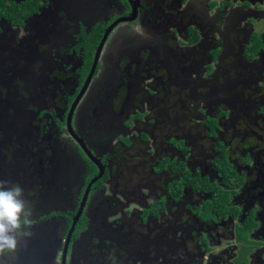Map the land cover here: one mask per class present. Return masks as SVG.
<instances>
[{"label": "flooded vegetation", "instance_id": "1", "mask_svg": "<svg viewBox=\"0 0 264 264\" xmlns=\"http://www.w3.org/2000/svg\"><path fill=\"white\" fill-rule=\"evenodd\" d=\"M26 1L8 0L7 6H12L13 2L22 4ZM186 1L169 0L165 4L167 2L165 0H161L160 3L158 0H32L30 3L34 4V11L25 18L23 24L12 25L6 19L0 20V38L5 32L3 25L16 30L19 28L26 30L28 26H31L33 30H36L35 36L25 35L22 39L23 44H30L25 49L33 50L25 59H22L21 66L29 71L34 67L38 68L45 74L39 77L44 82L49 75L45 72L46 67L64 61L66 64L71 63L75 55L81 54L80 66H72L73 73L78 77V85L62 98L61 105H59L60 102L53 101L49 103L47 110L42 107L43 110L34 112L32 99L28 97V89L25 84H22V90H18L21 93V99L11 105L26 111L28 115L33 113L35 117H38L39 123L37 120L36 125L30 122L31 129L30 127L26 129L28 133L12 132L14 136L12 143L9 142L10 138L7 135V133L11 134L12 129L5 133V129L0 128V149H10L9 145L13 148L12 152H8V154L11 153V157L0 150V161H4L3 167H0V173L3 172L4 175L0 180L22 185L32 205L30 235L24 237L23 243H20V257L15 264H23L30 260L31 256H41L47 251L46 242L55 238H58L60 243L52 254L51 264H68V256L74 241L83 240L82 235L85 236L90 230L93 231L95 219H103L107 222V217L110 216L118 217L111 223L105 224L104 236L89 235L87 237L84 244L85 261L91 258L94 264H110L106 260L109 257L115 259L112 264H129L127 258L122 255H127V249L130 246L126 241L134 242L135 225L146 228L153 222L154 226L160 223L159 228L163 227L167 235L165 239L170 240L173 234L172 242L179 245L178 256L174 255L168 247V251L163 253V264H193L194 262L195 264H264V126H259L257 130L248 124L243 126L240 121L243 118L234 110L236 103L233 104L234 98L231 96L226 98H231L233 103L219 98L221 105L219 104L214 110L201 112L205 98L212 97L215 90L223 94L218 86L212 87L211 95L209 96L208 92L205 97L196 89L194 97L191 96L195 102L194 109L188 106L186 89L193 90L194 82L190 77L193 73L189 72L190 68L185 66L184 62L179 61V57L184 58V54L191 52V49L197 51L202 43H210V49L207 51L208 58L211 60L207 64L209 67L210 64L219 63L222 50L217 43V37H214L215 33L209 36V32H212L210 30L214 28L210 29L212 26H207L210 21L207 17L208 12L203 15L198 9L192 12L184 8ZM205 1L208 4L207 10L216 12L217 7L223 5L226 14L235 4L234 0L218 1L220 4L216 3L217 0L216 2ZM181 2L184 5H181ZM132 4L138 9L137 19L133 22L121 23L111 31L102 48L98 66L88 90L100 70H105L100 62L108 41L115 34L106 56L107 63L115 73L114 86L95 88L89 106L87 125L76 130L73 121L88 90L85 92L72 116L71 132L68 129V117L92 71L100 43L116 21L132 15ZM180 6L182 7L178 9ZM235 8L240 9L239 6ZM111 9L118 10L119 14L108 19ZM192 14H194L193 17ZM201 15L207 18L201 19ZM174 20H179L178 24H175ZM136 24H142L144 28V30L137 29L138 31L162 41L161 54L151 38H134V35H128L129 33H123L120 30L123 25L135 26ZM240 31L242 30L238 29L235 32L236 36L241 33ZM191 33H196L199 38L194 44L190 43ZM92 34L100 36L93 50L89 52L82 47L77 51L79 38L89 37ZM181 34L184 45L175 40V37L179 38ZM227 42L230 48L237 51L236 57L240 55L239 50L240 47L242 48L241 61L247 66L239 68L246 69L245 74L249 73L252 67L260 66L263 62V32L251 31L241 38H233ZM11 62L13 61L9 59L3 69H6ZM172 62L176 63L175 67ZM235 63H229L231 68H234ZM178 67L185 75L177 74ZM4 71L0 69L2 78ZM216 72L215 77L218 76ZM257 75L255 73V76ZM1 76L0 82L8 77L7 75L2 79ZM235 81L236 79H232V84ZM50 82L52 80L49 76L48 83L52 84ZM255 83L262 84L260 89L264 90V66L261 76L255 80ZM12 84L16 86V83ZM14 87L5 88V94H11V89L14 92L16 90ZM190 93L193 95V92ZM24 95L27 101L29 99L27 106L23 105ZM34 100L35 103L39 101L36 98ZM43 100L48 101L46 98ZM263 100H259L260 106H256L255 103H248L245 106L249 108L250 113L253 109L255 115L264 117V112H261L264 106ZM224 105L227 108H224ZM11 108L16 112L14 107ZM188 113L195 118L198 115L202 117L200 124L206 129L204 136L199 130L197 135L191 133L194 138L192 142H187L184 136L179 135L185 133V119ZM233 116L237 119L233 120ZM43 119L44 127L41 128ZM41 129L44 138L41 142L37 139V144L34 146L40 147L42 144L46 147L33 151L29 155L32 158L30 160L21 147L24 146L25 141L32 143L34 134L38 138L42 134ZM62 137L66 139L64 142L61 141ZM92 143H95L103 152L96 154L92 150ZM83 145L101 163L104 171L102 177L93 184L88 198L85 199L86 203H84V197L87 187L90 182L98 178L101 170L91 162L82 148ZM165 146L173 149L174 153L179 152L181 159L176 160L166 154L150 152L155 147L164 149ZM198 147L199 155L194 152V149ZM47 151H50L49 163L44 166L43 156L47 155L43 154H47ZM17 156H20V159H17ZM195 156H200L202 161H207L210 156L211 162L205 168L202 165L206 163L201 162V170L194 172L187 161L189 159L192 161ZM7 157H9L8 164L5 163ZM25 157L27 166L21 162ZM154 157L158 158L157 162L153 161ZM16 164L23 170L30 167L33 171L36 169V176L33 177L34 173H32L28 178H23L21 174L19 175V169L15 168ZM134 173L144 176L145 180L152 176L158 180L161 176L171 174L174 177L169 178V181L166 180L157 199L153 198L149 205H144V209L137 212V216H134V210L129 216L126 204L120 200L119 196L128 202H131L130 198H134V183L130 185L134 179ZM44 176L55 180L46 187ZM186 176L190 179L196 177L195 184H203L202 186L207 187V191L195 189L190 185L181 187L180 182ZM75 182L79 185L75 200L72 199L70 204L64 206L57 204L56 201L50 202L52 190L58 195H69ZM106 186L109 187L110 194L108 197H103L107 192ZM190 195L197 200L190 205L191 210L188 216L186 213L182 214V210L175 205L182 203L186 205ZM102 198H106L105 204H100ZM199 202L200 208H195ZM207 202H211L213 206V210L209 213L205 211ZM155 208L156 211H154ZM187 209L186 207L185 210ZM148 210L151 212L144 215ZM78 214L79 219L72 234L65 261L64 251L68 235ZM204 215L207 217L202 218ZM172 216L176 219L171 224ZM163 219H165L164 223ZM190 219L193 220L194 226L191 229L195 230L194 232L190 231L189 227L183 228L185 224H190ZM197 226L206 227L201 233L197 231ZM195 232L201 239L196 241ZM205 232L209 236L203 237ZM214 237L217 239L215 240ZM95 241L96 243H93ZM156 246L158 247L154 245L153 250L157 255ZM220 246L223 248L217 250V254L210 251Z\"/></svg>", "mask_w": 264, "mask_h": 264}, {"label": "rangeland", "instance_id": "2", "mask_svg": "<svg viewBox=\"0 0 264 264\" xmlns=\"http://www.w3.org/2000/svg\"><path fill=\"white\" fill-rule=\"evenodd\" d=\"M165 4L169 2V0ZM176 1H181V0H176ZM183 1V0H182ZM219 2H231L232 0H210L209 2H216L217 4ZM235 4L232 5V9L228 11L226 14L225 8H223V5H219L217 7L216 12L215 10H207L206 6H208L207 2L205 0H187L186 5L184 8H188L192 10L198 11L200 10L201 13L204 15L205 12H208L207 17H209L208 20L209 23L207 26H212L210 30L212 32H209V36H213V33H215L214 37H217V43L221 47L222 54L219 58V63L215 64H210L209 67H207V64L211 62L210 58H208V53L207 51L210 49V43L209 44H203L200 49L195 51V49H191L189 53L184 54V58L179 57V61L184 62L185 66H188L190 68L189 72H192L193 75L190 74L192 82H194L193 85V90L186 89L187 96H186V102L188 106H190L191 109H194V100L191 98V96L194 97L195 93L194 91L197 89L199 92H202L203 97H205V94L209 92V96L211 95L212 92V87L218 86L222 93L221 94L219 91L215 90L212 93V97H208L207 99L203 100L202 103V108L200 109L201 112H204L205 110H214L219 104L221 105V99L223 98L226 100L228 103H233V100L231 98H226V97H233L234 98V103H236L235 106V111L236 113L240 114L242 116L243 120H240L241 123H243V126L248 124V126L252 127L254 130L259 129V126L263 127L264 126V117L258 115H255V112L252 109V113L249 112V108L246 107L245 105L250 103L253 104L255 103L256 106H260V99H264V90L260 89L263 85L258 83H255V80L261 76V73L263 71V66H264V58H262L263 62L260 63V66H254L249 70V73H246V69L244 68H239L240 66H247V64L242 60L241 56V47H240V55L238 57L235 56L237 54V51H234L233 48L229 47V44L227 40L233 39V38H241L246 35L248 32H263L264 33V0H234ZM249 1V2H248ZM160 3L161 0H158ZM188 2V4H187ZM208 2V3H209ZM253 2V3H251ZM223 4V3H222ZM181 5H184L183 2H181ZM231 6V5H230ZM236 6H239L240 9L236 10ZM182 6L178 7L180 9ZM211 9V8H209ZM260 10V11H258ZM191 12V13H192ZM256 12V13H255ZM119 14L118 10L116 9H111L109 13V17L113 18L116 17ZM257 15L256 17L254 15ZM194 14H192V17ZM205 16L201 15V19L207 18ZM189 19V16L187 17ZM252 18V19H251ZM89 20V18H87ZM175 24H178L179 20H174L173 21ZM214 25V26H213ZM142 24H136L134 25H123L120 30L123 31V33H129L128 35L132 34L134 35V38H151L153 41L154 45L159 49L160 54L163 52V46H162V41L157 38V37H151L146 35L143 32L138 31L137 29L144 30L142 28ZM28 26L27 27V32L25 33L26 30H21L19 28L16 30V28L9 29L7 26L3 25L4 33L2 37L0 38V69L4 71L3 73V78L0 76L2 79H4L7 75L8 77L0 82V128L3 127L5 129V133H7V130L11 131V134L7 135L10 138V143L13 142V137L12 132H20L23 131L24 133H28L26 131L27 128L30 126V122H34V125H36V120L39 123L38 117H35L33 113L31 115H28L26 111H22L21 109H17V107L11 105L14 103L16 100H20V92L18 90H22L21 86L22 84H25V87H27L28 91V97H31L32 99V104L34 105V112L36 110L40 111L45 108H49V103H52L53 101L60 102L59 105H61L62 98L66 97L68 95V92L71 91L72 88L77 87L78 85V77L73 73L72 66L78 67L81 64V54H77L72 58V62L66 64V61L64 62H58L56 64H52L51 67H46L47 73H49L48 78H46L45 82L42 81L41 78L42 76H45L43 72H40L38 68H32L30 71L26 69L25 67H22V59H25V57L28 55L29 52H31L33 49L27 48L30 46V44H23L24 42L22 41L23 38H25V35L28 36H35L36 35V30H33V27ZM238 29H241V33H239L237 36L235 32H237ZM149 30V29H146ZM214 31V32H213ZM177 34V32H176ZM183 34V33H182ZM181 36L175 37V40L177 42H180L181 45H184V38ZM115 35V34H114ZM110 38L108 41V45L106 46V49L104 50L102 59H101V65H104L105 70L103 69L100 70L99 75L95 76L92 85L90 86L87 95L84 97L82 100L79 108L77 109V112L74 117L73 121V126L74 128L80 129L83 126H86L87 124V119H88V111H89V106L90 103L93 99V92L95 88L101 87L106 88V87H112L114 86V70L113 68H110L109 64L107 63L106 56H107V50L109 45L112 43L113 36ZM130 40V38H129ZM187 45V43H185ZM33 46V45H32ZM215 46V44L213 45ZM208 47V49H207ZM111 48V47H110ZM110 52V51H108ZM11 59L13 62L10 63V65L7 66L9 69H3V66L6 62ZM172 60V59H171ZM173 61V60H172ZM203 63H202V62ZM196 62L198 65H195ZM235 63L234 68H231L229 63L233 64ZM201 63V65H199ZM174 64V65H173ZM172 65L175 67L176 63L172 62ZM211 68V70L209 69ZM178 72L177 74L180 76L185 75L184 72L178 67ZM7 70V71H6ZM181 71V72H180ZM217 71V72H216ZM183 72V73H182ZM218 74L217 77L214 76V73ZM237 72V74H236ZM244 72V73H242ZM224 73L226 74L224 76ZM255 73L258 75L255 76ZM228 75V76H227ZM240 75L241 77L238 78L237 76ZM49 76L52 80V84L48 83ZM231 76V79H230ZM23 78V79H22ZM245 78V79H241ZM183 79V77H181ZM232 79L235 80V83L232 84ZM26 80L27 85H26ZM12 83H16V86ZM20 83V84H19ZM196 86V87H195ZM8 87H14L16 90L14 92L11 89V94L6 95L5 94V88ZM190 92H193V95H191ZM237 95V97H235ZM23 96V95H22ZM250 96V98H249ZM52 97V99H51ZM261 97V98H260ZM24 101L23 105L25 104L26 106L29 104V99L27 101L26 95H24ZM37 99L35 103L34 99ZM43 98H46L48 100L47 102L43 100ZM51 100V101H50ZM50 101V102H49ZM256 101V102H255ZM264 104V100L263 103ZM11 107H14L16 109V112L12 110ZM43 107V108H42ZM224 108H227L226 105L223 106ZM256 108L255 106H253ZM261 112H264V106L261 108ZM37 111V112H38ZM20 112V113H18ZM33 116V117H32ZM18 117V119H17ZM37 118V119H36ZM202 117L197 116L195 118L194 116L190 115L189 113L186 116L185 119V133H181L179 135L184 136L187 142H192L194 138L191 136V133L193 135H197V131H202V135L204 136V131L206 130L204 125L202 126L200 123ZM233 120L237 119L236 116L232 117ZM44 120V119H43ZM41 121V128L44 126V121ZM198 126V128H196ZM31 129V127H30ZM95 129V128H94ZM30 131V130H29ZM24 133H22L24 135ZM41 135L36 138L35 134L33 135V141L32 143H28L25 141L24 146L21 147L23 153H27V155H31L33 151L38 150V148H45V145H40V147H35L37 144L36 141L39 139V142L42 141L44 138L43 131L41 129ZM196 133V134H195ZM65 138H61V141H65ZM107 143V140H106ZM35 145V146H34ZM9 148L11 149H3L1 148L4 153H7L10 151L12 152V146L9 145ZM102 148H104L102 146ZM198 148L194 149V152L198 154ZM92 150L96 154H100L101 148L97 147L95 143H92ZM155 154L162 153L169 155L173 157L174 159L178 160L181 159V154L179 152L174 153L173 149L167 148L165 146L164 149L161 147H155L153 150L151 149L150 152H153ZM49 152L47 151L46 157L43 156L44 166L47 165L49 162L48 156ZM199 155V154H198ZM8 156L11 157V153L8 154ZM161 157V156H159ZM30 160V156L28 157ZM17 159H20V156H17ZM26 157L21 161L24 165L25 164ZM154 162L158 161L157 157L153 158ZM3 160L0 161V167H3ZM187 162H189L190 169H192L194 172L201 170L200 164L201 162H204L206 164H203L202 167L205 168L210 162V156H208L207 161H202L200 156H195V158L191 161L189 159ZM9 163V157L6 158V162ZM18 163V162H17ZM19 164V163H18ZM16 164L15 168L19 169V175L21 174L23 178H28L32 173H34V176L37 174V170L35 171L32 170V168H28L26 170H23V168ZM82 164V163H80ZM155 164V163H153ZM31 170V171H30ZM3 172L0 173V178L3 177ZM46 180H44L46 187L49 186L53 180L51 177H46ZM159 177V176H158ZM174 175H164L159 177L158 180L157 178H154L153 176L150 177L149 179L145 180L144 176L134 173V179L130 182V185L134 183V198H130L131 202H128L126 199L123 197L119 196L120 200L126 204V210L128 212V215L130 216V212L134 210V216H137V212H141L144 209V205H149L150 202L153 200V198L157 199L159 197L160 191L163 188V184L166 182V180L169 181V178H173ZM4 179V178H3ZM5 180V179H4ZM23 184V183H22ZM42 184V183H41ZM48 184V185H47ZM54 184V183H53ZM43 185V184H42ZM28 185H26L27 187ZM44 186V185H43ZM54 186V185H53ZM78 183L75 182L71 189V193L69 195L63 196V194L58 195L56 194L55 191H51L50 194V202L56 201L57 204L64 206L67 204H70L72 199L75 200L78 192ZM108 186V185H107ZM106 186L107 192L106 194L103 195V197H108L110 192H108L109 187ZM27 198V197H26ZM106 198H102V201H100V204H105ZM197 200L196 197H193V195H190L186 205L184 203L180 205H175L176 208L182 210V214L186 213V215L189 216V210L190 205L194 203ZM197 204V203H196ZM107 205V204H106ZM173 205L171 204V207ZM180 206V207H179ZM197 207L195 208H200L201 204L200 202L196 205ZM188 208L185 210V208ZM174 209V207H173ZM175 210V209H174ZM180 213V212H179ZM178 213V214H179ZM118 217V216H117ZM117 217H107V222L104 221L103 219H95L96 224L94 223L93 228L88 234L85 236L82 235L83 240H77L74 241V243L71 246L70 254L68 256V264H94L93 261H91V258H88V260H84V253H85V242L86 239L89 235L91 236H104L103 229L105 227V224L111 223L113 220H115ZM184 217V215H183ZM181 218V217H180ZM176 218L172 216L171 218V224L174 223ZM184 220V219H183ZM165 219L162 220L164 223ZM177 222H179V219H177ZM168 223V222H167ZM190 224H185L183 228L189 227L190 231H195L191 229L193 224V220L190 219L189 221ZM58 224V223H57ZM160 225V223H159ZM158 226H154V223H149L148 227L143 228L138 225H135L136 231H134V242L131 240H127L126 242L130 244V246L127 249V255H122L123 257L127 258L129 261V264H163V253H166L168 249H171V252L174 253V255L178 256V250L179 245L176 244L175 242H172L173 239V234L170 236V240L165 239L167 235L165 234V230L163 227L159 228ZM49 227V224H47ZM206 227V226H205ZM204 227V228H205ZM203 227L197 226V231H200L201 233L204 231ZM48 230V229H47ZM52 230V229H51ZM138 232V233H136ZM180 234H178L179 236ZM108 236H110L108 234ZM209 236L208 233L205 232V235L203 237ZM195 237L196 241L197 239H201L200 235H196L195 232ZM96 238V237H95ZM131 238V237H129ZM216 240L217 237H214ZM24 240V238L22 239ZM21 240V242H22ZM194 241V242H196ZM23 243V242H22ZM48 245L47 251L42 254L41 256H31L30 260H27L23 264H51V257L52 254L54 253V250L56 246L59 245V240L58 238H55L52 241H47L46 242ZM93 243H96L93 242ZM228 244H232V242H228ZM154 245H158L157 250V255L156 252L153 250ZM169 247V248H168ZM20 245L18 250L15 253H10L7 255L6 259L8 260V264H15L18 261V257H20ZM223 246L216 247L213 249H210V251L213 252V254H217V250L222 249ZM181 251V250H180ZM93 252V251H92ZM181 256V253H180ZM107 263L110 262V264L115 262V259L107 257ZM195 264V262L193 263Z\"/></svg>", "mask_w": 264, "mask_h": 264}, {"label": "clouds", "instance_id": "3", "mask_svg": "<svg viewBox=\"0 0 264 264\" xmlns=\"http://www.w3.org/2000/svg\"><path fill=\"white\" fill-rule=\"evenodd\" d=\"M31 217L32 205L23 186L0 180V264H8L7 255L15 253L30 235Z\"/></svg>", "mask_w": 264, "mask_h": 264}, {"label": "trees", "instance_id": "4", "mask_svg": "<svg viewBox=\"0 0 264 264\" xmlns=\"http://www.w3.org/2000/svg\"><path fill=\"white\" fill-rule=\"evenodd\" d=\"M7 1L8 0H0V20L6 19L12 25L23 24L25 18L30 16L31 13L34 11V9H33L34 4L30 3L32 0H27L26 3H22V4H18V3L13 2L12 6H7ZM198 39L199 38L196 36V33L195 34L191 33L190 43L194 44L195 42L198 41ZM79 40H80V43L77 46V51L80 48L85 47L89 52H91L93 50L94 46H96L98 41L100 40V36L97 34H92L89 37H81V38H79ZM86 65H87V63H86ZM194 178L195 179H190L189 176H186L184 178V180H182L180 182V184H181L180 186L184 187L185 185H190L195 189L207 191V187L202 186L203 184H200V183L195 184V181H197V180H196V177H194ZM203 181H206V180H203ZM100 182H102V181H100ZM205 206H206V209H205L206 213H209L210 211L213 210V206H212L211 202H207ZM156 210L157 209L155 208L154 211H156ZM150 212H151V210H148L144 213V215H147V213H150ZM223 214H225V212H223ZM203 217L206 218L207 216L204 215V216H202V218Z\"/></svg>", "mask_w": 264, "mask_h": 264}, {"label": "water", "instance_id": "5", "mask_svg": "<svg viewBox=\"0 0 264 264\" xmlns=\"http://www.w3.org/2000/svg\"><path fill=\"white\" fill-rule=\"evenodd\" d=\"M133 5V10H132V15H130L129 17L127 18H123L119 21H116L109 29L108 31L106 32L102 42L100 43V46H99V49H98V52L96 54V58H95V62H94V65L92 67V71L87 79V82L85 84V86L83 87V90L82 92L80 93V95L77 97V99L75 100V103L72 107V110L69 114V117H68V129L69 131L72 132V116L74 114V111H75V108L76 106L79 104L80 100L82 99L83 95L85 94V92L88 90V86L90 85V81L92 80L95 72H96V69H97V66H98V61H99V58H100V55H101V52H102V48L104 47V45L106 44L108 38H109V35L111 34V31L119 24L121 23H125V22H133L137 19V13H138V9L136 6ZM86 153H87V156L89 157V159L91 160L92 163H94L95 165H97V167L99 168V170H101L99 176L97 179H94L92 182H90V184L88 185L87 187V190H86V194H85V197H84V200L88 198V195H89V192L93 186L94 183H96V181L102 177L104 171H103V167L101 165V163L99 161H97L94 156L91 154L90 151H88V149L83 145L82 147ZM86 203V200L85 202ZM85 205V204H84ZM79 219V214L78 216L74 219V224H73V227L68 235V240H67V243H66V247H65V251H64V260L66 261V255H67V251H68V247H69V243H70V240H71V237H72V234L74 232V229L76 227V224H77V221Z\"/></svg>", "mask_w": 264, "mask_h": 264}]
</instances>
